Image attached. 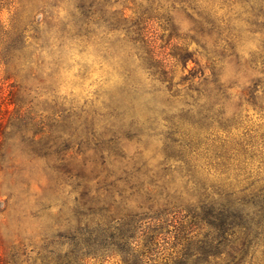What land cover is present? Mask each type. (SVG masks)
Listing matches in <instances>:
<instances>
[{
	"label": "trees",
	"instance_id": "16d2710c",
	"mask_svg": "<svg viewBox=\"0 0 264 264\" xmlns=\"http://www.w3.org/2000/svg\"><path fill=\"white\" fill-rule=\"evenodd\" d=\"M23 1L0 0L1 61L8 69L37 76L41 62L28 51L32 46L28 30L20 28L17 13L10 28L1 21L5 9L11 10L16 4L23 8ZM28 1L34 5V0ZM38 1L43 3V8L34 13L35 40L41 35V21L37 17L45 13L47 6L54 8L64 0ZM150 2L156 4L158 1ZM172 2L192 12L204 41L202 48L210 57L211 77H205L199 89L180 90L173 83L174 69L142 26L145 14L133 21L118 12L108 13L106 0H74L73 36L85 42L102 32V39L110 41L104 47L106 53L129 47L127 59L118 70L123 85L118 93L109 95L104 106L107 112L99 120L95 117L89 120L82 116L83 112L66 109L55 94L41 100L42 95H33L36 90L16 85L0 97V169H11L20 155L47 164L54 156L57 161L63 160L62 153L79 130L91 129L95 133L96 129H101L103 132L97 141L109 145L115 154L124 152V139H136L139 148L130 159L133 164L126 163L118 168L121 174L114 187L132 185L134 190L130 197H135L141 211L135 216V225L131 223L129 229L122 232L119 221H115V213L126 204L122 193L116 195L111 191L103 203L78 205L74 215L68 218H55L51 204L42 201L40 206L45 219L39 231V242L22 241L9 253H0V264H86L105 254L104 240L117 241L118 244H112L116 245L114 247L128 250L137 231H143L140 229L144 220L160 226L163 214L170 208L183 206L185 198L184 210L208 231L203 239H196L189 246L187 253L170 254L163 264H264V170L258 167L254 171L249 167L248 161L253 156L248 147L245 148V142L238 143L239 149L229 147V135L239 125V118L236 121V116H227L224 102L230 96V88L221 83L216 69L225 58H234L237 65H241L238 51L242 41L241 24L249 25V33L259 32L264 36V0ZM67 28L68 25L63 27L62 36L71 33ZM117 32H123L124 36L116 37ZM207 36L214 39L212 49L208 50L205 48ZM173 57L183 63L185 70L189 61L199 66L198 60L188 52ZM130 62L139 64L133 66ZM250 64L260 66L262 78L252 81L244 90L243 99L264 115V40L261 56ZM140 71L147 76L148 89L136 82ZM200 72L189 70L190 79L197 78ZM201 74L204 75V71ZM162 95L167 96V102L181 100L179 107L154 102ZM41 103L48 106V110H39ZM160 119L165 121L167 129L162 142L165 148L177 154L165 161L163 173L143 161L146 151L143 142L150 138L148 132L153 131ZM201 161L206 164L200 166ZM205 166L207 171L218 175V182L209 184L201 179L200 173ZM114 167H110L111 174L116 171ZM110 251L114 254L117 250ZM126 255L123 264H142L131 262V254Z\"/></svg>",
	"mask_w": 264,
	"mask_h": 264
},
{
	"label": "rangeland",
	"instance_id": "374dc122",
	"mask_svg": "<svg viewBox=\"0 0 264 264\" xmlns=\"http://www.w3.org/2000/svg\"><path fill=\"white\" fill-rule=\"evenodd\" d=\"M34 1L33 6L28 0H24L23 8L16 4L11 10L5 9L1 14V21L6 28H10L17 13L20 28L28 30L29 43L32 45L28 51L35 60L41 62V68L37 76L8 69L1 61L0 55V97L7 93L12 85L26 87L32 91L36 90L33 95H42L41 100L51 98L55 94L64 102L66 109L83 112V117H95L99 120L107 112L104 106L108 103L109 95L118 93L123 85L118 70L122 61L127 59L126 52L129 47H125V50L113 49L106 53L104 47L110 41L102 39V32L94 34L85 42L73 36L75 28L71 21L75 12L74 0H64L54 8L47 6L45 13L37 17V20L41 21V35L39 40H35L33 17L36 11H42L43 3ZM106 1L108 13L118 12L128 20H137L145 14L146 22L144 19L142 26L145 27L147 35L155 41L157 49L168 58L171 68L175 71L173 83L178 89H199L204 78L211 77L210 57L202 48L204 41L191 11L185 10L172 0H157L156 4H151V0ZM66 25L71 33L62 36V29ZM249 29L245 22L241 24L242 41L238 49L242 57L241 65L238 66L234 58H225L216 69L221 83L230 88V96L224 102L227 116H236V121L239 118V125L235 126L229 135V147L239 149L238 143L245 142V148L248 147L249 154L253 156V159L248 161L249 167L254 171L261 167L263 171L264 115L258 108L247 103L243 94L244 90L252 85V81L262 78L260 66L257 68L250 62L261 56L264 36L259 32L249 33ZM115 34L116 37L124 36L123 32ZM106 37L110 39L109 36ZM114 37L111 36L113 41ZM213 41V38L206 37V50L212 49ZM115 46L121 48L118 43H115ZM217 51L221 52V49ZM185 52L192 54L193 58L198 60L199 66L189 61L188 69L185 70L183 63L177 62L173 57ZM137 64L139 63L132 65ZM192 69L204 71V75L200 72L197 78L191 80L189 70ZM136 82L144 89L149 87L144 72H138ZM151 101L154 104L153 100ZM180 101L167 102L166 95L154 100L157 104L175 107H179ZM47 108L49 107L42 103L38 106L39 110H48ZM102 132L101 129H96L93 133L88 129L74 133L69 148L62 153L63 160L57 161L54 156L47 164L45 161L20 155L11 169H0L1 254L9 253L13 246L22 241L27 244L29 240L39 242V231L45 219L40 206L42 201L51 204V213L55 218H68L74 215L78 205L92 202L98 204L99 201L103 203L111 191L116 195L122 193L126 204L115 213V221H119V229L122 232H126L131 223L135 225V216H139L141 211L137 207L135 197H130L133 186L118 184L119 187H114V183L121 174L118 168L126 163L129 166L133 164L130 159L136 154L138 144L136 139H124V152L115 154L111 152L109 145L97 141ZM148 133L150 138L143 142V147L146 148L143 161H148L151 167H156L163 173L166 168L163 164L168 157L177 155L176 151L165 148L162 142L167 133L165 121L158 120L153 126V131ZM94 134L97 135L93 136ZM219 136L223 137V134L220 133ZM204 164L205 161L199 163L200 166ZM111 166H115L114 174L109 172ZM207 168L205 166L200 173L201 179L209 184L218 182V175L207 171ZM186 202L185 198L183 206L177 204L176 208H170L163 214V223L160 226L144 220L140 229L143 231H137L135 241L128 250L126 247L122 250L120 247H114L116 245L112 244H118L117 241L104 240L102 246H106L105 254L96 260H89L86 264H123L128 253L131 254V262L163 264L170 254L187 253L189 246H192L196 239L204 238L208 228L193 221L184 210ZM64 231L62 230L63 233ZM112 249L117 251L112 254Z\"/></svg>",
	"mask_w": 264,
	"mask_h": 264
}]
</instances>
